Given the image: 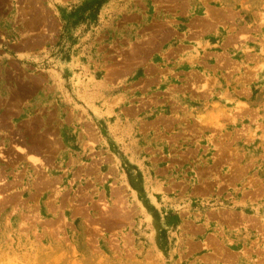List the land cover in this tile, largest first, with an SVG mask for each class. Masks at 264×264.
Wrapping results in <instances>:
<instances>
[{"label": "rangeland", "instance_id": "1", "mask_svg": "<svg viewBox=\"0 0 264 264\" xmlns=\"http://www.w3.org/2000/svg\"><path fill=\"white\" fill-rule=\"evenodd\" d=\"M0 264H264V0H0Z\"/></svg>", "mask_w": 264, "mask_h": 264}]
</instances>
